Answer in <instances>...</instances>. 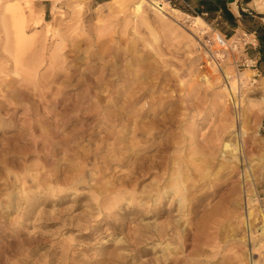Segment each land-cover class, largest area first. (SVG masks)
<instances>
[{
	"label": "rangeland",
	"instance_id": "374dc122",
	"mask_svg": "<svg viewBox=\"0 0 264 264\" xmlns=\"http://www.w3.org/2000/svg\"><path fill=\"white\" fill-rule=\"evenodd\" d=\"M140 1L0 0V264H159L178 244L162 252L157 231L169 219L160 217L154 189L177 180L176 156L209 167L194 180L225 182L214 202L253 177L264 209V68L256 49H233L236 33L208 17L165 0L164 12L149 0L136 11ZM216 34L228 47L212 43ZM217 134L232 142L213 168L197 148ZM138 153L160 170L130 181L124 175ZM180 200L172 214L182 225ZM258 232L252 242L228 232L201 264H231L234 256L264 264Z\"/></svg>",
	"mask_w": 264,
	"mask_h": 264
},
{
	"label": "bare ground",
	"instance_id": "6f19581e",
	"mask_svg": "<svg viewBox=\"0 0 264 264\" xmlns=\"http://www.w3.org/2000/svg\"><path fill=\"white\" fill-rule=\"evenodd\" d=\"M143 1H145V0H141L139 2V4H137V6H136L137 8H135L136 11L141 8V4ZM149 2H150V5L155 10H158L161 12L163 11L164 6L158 0H149ZM256 5H257V8L259 10H264V5L261 6V5H259V3H257ZM142 6H143V4H142ZM13 12H16V10ZM15 15H16V13H15ZM12 16H14V15H12ZM16 16L19 17V15H16ZM15 20H18V18ZM15 20H14V22H15ZM195 21H196V23L199 22L201 24H205V21L201 17L195 18ZM199 23H197V24H199ZM15 29H16V34H14V36H15V39L17 42L16 44L21 45L22 42L25 43V37L26 36L24 35L23 27L19 24V22H18V24L15 25ZM15 29H13V30H15ZM22 45H23V43H22ZM18 46L19 45H17L16 47H18ZM16 59L19 60L20 58L18 57ZM22 88H23V84H22ZM232 90L234 92V90H235L234 85H232ZM127 96L125 94V97H127ZM121 99H118V100H121ZM115 118H116V114H115ZM235 120H234V122H235ZM169 123H171V122H169ZM56 126L57 125H55V127ZM225 130L222 132H225ZM139 133H141V132H139ZM133 134H136V132H133ZM133 134H132V136H135ZM220 135H221V133H220ZM220 135L217 134L216 138H218V136H220ZM118 138H119V136H118ZM130 138H132V137H130ZM133 138H135V137H133ZM181 138H183V137H181ZM214 138H212V139H214ZM191 139H193V138H191ZM224 140H225V138L220 136L218 139L214 140L215 142L214 141L211 142L212 144H209V143L207 145L204 144V145H201L199 148H197V150L201 151V154H200L201 158L199 160L205 161L207 163H209V162L212 163L213 168L216 167L217 165H219L220 162H219V158L217 157V155L220 152H222V150L228 149L230 147L229 143L232 142V140H228V142H225ZM210 141H212V140H210ZM114 142H116V141H114ZM180 143H181V141H180ZM193 143H194V141H193ZM175 144H179V141L176 140ZM110 145H111V143H110ZM237 145L238 144H235L234 146H237ZM235 151H236V149H235ZM223 154H222V157H223ZM235 154H237V153H235ZM140 155H142V153H138V155L135 154L133 160L130 161V163L128 164V166H130L131 168L129 169V167H128L129 171L124 176H126L128 178V180H130V181H138L136 178V175L139 176L140 173L144 172L145 170H146L145 172L149 171V173L150 172L151 173H157L158 170H160V168L154 167L153 164H148V161L150 160L149 155L143 156L141 159L139 158ZM163 157H164V155H163ZM151 158H153V157L151 156ZM161 159H160V164L163 163V160H161ZM164 159H165V157H164ZM174 159L176 162V164L173 163L175 165L174 170L178 172L177 180H175V182H171L170 180H169L170 182H167L166 180H165L166 182H164V180H163V182L160 185H157L155 187L154 191H155V195L158 197V201H157L158 202V213H159L160 217H164V218L167 217V219H169L168 224H162L161 223L160 226L158 227V231H157V239H158V242L160 243V247L163 244V246L161 248L162 252L166 250V247H165L166 244L165 243H167V242H169V243L176 242L178 244V247L176 248V251H171L172 253L174 252L172 255L170 254L171 256L167 257L168 254L163 255L160 258V260H158L159 264H180L181 262H186L187 264H198L200 261L202 262V260L199 259L200 258L199 256L203 257L204 254H206V255L209 254L210 256L213 255L212 257H214V255L217 254L218 249L220 248L219 243L223 239L222 238L223 235H227L228 232H232L233 236L238 235L241 232H244L245 233L244 241L250 240L251 242L255 240L254 235L257 232V230L259 231V229H260V232H258L259 233L258 236L264 235V209H261L258 207V202H256L257 199L254 198L255 197V191H256V183H255V179L253 177H251L247 174L245 176L244 182H238L230 188V195L228 196V198H226V199L220 198L219 200L217 199L218 201L214 202V200L219 195L218 190L221 189L225 185V182L218 183V184L217 183L216 184H210L209 182L206 183L207 181L201 182L199 180H194L195 177H197V176L200 177L207 169H209V167L208 168L207 167L204 168L203 166L202 167H198V166L196 167V166L192 165V163L190 161H187V160L183 161L181 159V156L180 157L176 156V158H174ZM261 161L262 160H260V162ZM163 164H164V168H162V171H163L162 173L166 174L170 166L166 162H164ZM199 164H201V163H199ZM202 165L205 166V164H202ZM221 169H223V168H221ZM224 171H227L229 174L234 175L235 165H233L230 162L229 163L227 162L226 167L224 168ZM169 175H170V173H169ZM169 175L167 177H169ZM155 179H156V177H155ZM170 191H172L174 193V196H177V198L176 197L174 198V196H172L170 198V196H169ZM149 195H150V193H149ZM155 195H154V197H155ZM168 199L169 200L171 199V201L169 203L170 205L169 206L167 205L168 206V208H167L165 205H166V201ZM177 199H179V200L181 199L179 201V205L176 206L177 210L179 211L180 216L182 214L186 218L185 220H183L184 222L182 225L179 222V220L182 221L181 217L179 219L177 218L178 220H176V219H174V215H173L174 214L173 211L175 210V202ZM179 213H178V216H179ZM184 217H182V219H184ZM196 219H198V220L196 221ZM226 220L229 222L228 228H225L223 226L224 225L223 223ZM163 223H165V222H163ZM257 225H260L258 229H256ZM181 226H184V227L181 228ZM188 241H190V243ZM190 244H193L194 250L190 251L186 255H184V254L182 255V253H181L182 256L181 255L179 256L178 255L179 252L180 251L183 252L184 249H186V247ZM167 251H168V249H167ZM193 253H194L195 257H198L197 259L194 258ZM187 257H189V258H187ZM233 259L234 260L231 262V264H240V261H238V259L235 256L233 257ZM201 262H200V264H201ZM250 262H251V260H250ZM253 264H257V262L253 261Z\"/></svg>",
	"mask_w": 264,
	"mask_h": 264
},
{
	"label": "crops",
	"instance_id": "0c3cea01",
	"mask_svg": "<svg viewBox=\"0 0 264 264\" xmlns=\"http://www.w3.org/2000/svg\"><path fill=\"white\" fill-rule=\"evenodd\" d=\"M105 3L110 0H96ZM188 14L208 17L211 24L226 26L233 33L248 32L256 37L253 58L264 68V12L256 7L262 0H165Z\"/></svg>",
	"mask_w": 264,
	"mask_h": 264
},
{
	"label": "built area",
	"instance_id": "2783aa9c",
	"mask_svg": "<svg viewBox=\"0 0 264 264\" xmlns=\"http://www.w3.org/2000/svg\"><path fill=\"white\" fill-rule=\"evenodd\" d=\"M235 35H237L235 37ZM233 37H235V39L229 43V46H232V48L237 49V47L240 45V49L242 47L243 51H245V47L246 46H250L251 48H256L257 44H256V37L253 33H248V32H240V33H236ZM228 39L226 38L225 35H221V34H216L213 39H212V43L220 48H225L228 47Z\"/></svg>",
	"mask_w": 264,
	"mask_h": 264
}]
</instances>
